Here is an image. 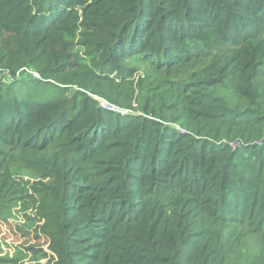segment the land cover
Wrapping results in <instances>:
<instances>
[{
	"label": "trees",
	"instance_id": "1",
	"mask_svg": "<svg viewBox=\"0 0 264 264\" xmlns=\"http://www.w3.org/2000/svg\"><path fill=\"white\" fill-rule=\"evenodd\" d=\"M138 59L182 99L104 110ZM1 187L49 264H227L240 226L264 264V0H0Z\"/></svg>",
	"mask_w": 264,
	"mask_h": 264
},
{
	"label": "rangeland",
	"instance_id": "2",
	"mask_svg": "<svg viewBox=\"0 0 264 264\" xmlns=\"http://www.w3.org/2000/svg\"><path fill=\"white\" fill-rule=\"evenodd\" d=\"M126 64L139 70L134 76L124 80L118 91L122 103L129 102L130 106L116 105L104 99L126 111L125 115L132 113L140 115L141 108L148 100H157L160 107L167 108L182 99L181 92L175 85L179 79L174 71L156 70L141 59L127 61ZM226 94L233 104L237 103L231 92ZM21 178L28 180L26 176H18V179ZM1 189L0 264L53 263L49 242L40 229L43 222L37 217L36 198L32 193L20 195L6 187ZM237 234H242L238 240ZM224 245L231 247L230 260L227 264H232L235 260L243 263L247 257L254 262L257 261L259 238L249 234L246 227H231L224 236Z\"/></svg>",
	"mask_w": 264,
	"mask_h": 264
},
{
	"label": "built area",
	"instance_id": "3",
	"mask_svg": "<svg viewBox=\"0 0 264 264\" xmlns=\"http://www.w3.org/2000/svg\"><path fill=\"white\" fill-rule=\"evenodd\" d=\"M36 76H38V74H35ZM96 99L99 101L100 106L107 111H111V112H115V113H120L122 115L126 114V111L119 109L117 106L109 103L108 101L98 98L96 97ZM233 146L237 145V143L232 144Z\"/></svg>",
	"mask_w": 264,
	"mask_h": 264
},
{
	"label": "clouds",
	"instance_id": "4",
	"mask_svg": "<svg viewBox=\"0 0 264 264\" xmlns=\"http://www.w3.org/2000/svg\"><path fill=\"white\" fill-rule=\"evenodd\" d=\"M95 98L97 97V96H94ZM98 98H100V97H98ZM97 100V99H96Z\"/></svg>",
	"mask_w": 264,
	"mask_h": 264
},
{
	"label": "bare ground",
	"instance_id": "5",
	"mask_svg": "<svg viewBox=\"0 0 264 264\" xmlns=\"http://www.w3.org/2000/svg\"><path fill=\"white\" fill-rule=\"evenodd\" d=\"M145 21V20H144ZM168 25V24H167ZM198 47V46H197ZM196 68V67H195ZM192 70V69H191Z\"/></svg>",
	"mask_w": 264,
	"mask_h": 264
}]
</instances>
